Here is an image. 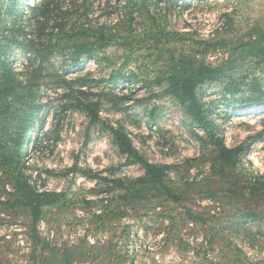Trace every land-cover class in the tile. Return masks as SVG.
Listing matches in <instances>:
<instances>
[{
    "label": "rangeland",
    "instance_id": "obj_1",
    "mask_svg": "<svg viewBox=\"0 0 264 264\" xmlns=\"http://www.w3.org/2000/svg\"><path fill=\"white\" fill-rule=\"evenodd\" d=\"M40 1L11 11L0 0L2 57L22 83L6 98L0 90V135L7 126L20 142L31 185L62 195L33 223L0 173V264H264V101L243 100L264 99V59L241 44L264 29V0H52L37 23ZM100 24L111 40L80 33ZM80 40L96 41L93 55L73 53ZM179 62L221 67L196 92L215 134L243 144L236 166L220 169L207 134L161 93L157 79ZM111 126L168 165L180 200L140 182L144 169L125 162Z\"/></svg>",
    "mask_w": 264,
    "mask_h": 264
},
{
    "label": "trees",
    "instance_id": "obj_2",
    "mask_svg": "<svg viewBox=\"0 0 264 264\" xmlns=\"http://www.w3.org/2000/svg\"><path fill=\"white\" fill-rule=\"evenodd\" d=\"M17 0H12V7L16 6ZM52 0H41L38 5V12L34 13L36 22L46 21L47 15L50 11V5ZM105 25H96V27H83L81 28L83 34H101L100 40L108 37L111 40V36L114 34L112 31L104 30ZM99 39V38H98ZM96 41H75L72 44L73 53L77 56H91L95 51L97 45ZM242 48L246 55L261 56L264 59V29H259L257 35L253 38L242 42ZM3 47L0 43V90L2 96H9V92L16 93L17 87L22 86V83L17 79L16 71L12 70L7 61L2 57ZM46 58V55L42 56L40 63ZM221 75V67L213 66L206 63H197L190 66L189 69L179 62L175 64L170 73L165 77H159L157 84L161 85L163 81L166 82V86L162 90V94H168L178 99L187 113L190 115L194 123L202 129L212 141V144L217 147L218 159L220 160V169L224 167H233L240 161L243 154V144L235 146H228L224 140L215 134V127L213 122L208 118L206 110L203 104L199 101L196 89L200 84L206 82H212L219 79ZM59 83L64 84V79L57 78ZM36 89L39 86V82H35ZM252 91L257 92L259 90L258 84L253 83ZM66 86H69L67 83ZM20 96L25 97V93L20 91ZM246 102H263L260 96L247 97L243 99ZM7 104V103H6ZM9 106V103L7 104ZM1 114V113H0ZM96 116V112H95ZM33 122L32 109L30 108L26 113L20 117V123L22 126V132L27 136L26 141L31 140L30 130L28 126ZM7 126H2L0 135V173L7 175L8 178L14 183L17 190V196L15 203L27 208L33 223H37L40 219L43 207L46 205L54 204L62 195L58 191L51 190H39L29 182L27 176L23 172L22 156L20 153V142H16L15 138L8 137L6 130ZM113 143L117 146L122 154H125V162L128 163H140L144 169L145 177L140 178V182L144 180L149 181L157 187L160 192H163L167 197L172 200H180L181 195L175 194L169 186L165 183V169L167 164H156L150 162L145 156H143L133 145L131 139L127 133L123 130V127H110ZM5 133V134H4ZM22 135V134H21ZM200 143H204V139L201 136H197ZM26 144V143H25ZM23 144V145H25ZM23 152L26 151V147H22ZM48 173L52 170L47 169ZM87 174V173H86Z\"/></svg>",
    "mask_w": 264,
    "mask_h": 264
}]
</instances>
